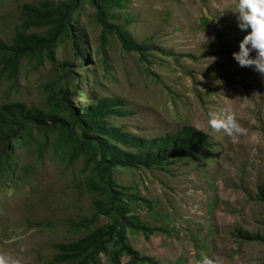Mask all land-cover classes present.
I'll return each instance as SVG.
<instances>
[{
  "label": "rangeland",
  "instance_id": "obj_1",
  "mask_svg": "<svg viewBox=\"0 0 264 264\" xmlns=\"http://www.w3.org/2000/svg\"><path fill=\"white\" fill-rule=\"evenodd\" d=\"M65 1L0 0V44L17 32L45 35L47 26L26 25V6ZM235 4L124 0L106 29L81 0L70 24L82 53L61 34L12 68L0 47V118L17 105L59 117L43 123L28 113L0 138V264H264V75L232 56L247 31ZM115 25L142 54L123 47ZM99 101L105 128L124 141L84 135L70 117L69 107L80 113ZM226 108L248 129L238 140L208 123ZM97 141L130 155L167 145L148 163L109 169L130 253L107 235L75 251L113 218L94 206L108 200L94 169Z\"/></svg>",
  "mask_w": 264,
  "mask_h": 264
},
{
  "label": "trees",
  "instance_id": "obj_2",
  "mask_svg": "<svg viewBox=\"0 0 264 264\" xmlns=\"http://www.w3.org/2000/svg\"><path fill=\"white\" fill-rule=\"evenodd\" d=\"M81 0H67L65 2H59L52 7L44 6H26L25 7V23L26 25H37V26H47L45 35H40L36 33H24L17 32L12 40V44L5 46L0 44V47L10 50V63L11 67L14 68L18 60V56L25 51L37 48L40 49L44 46H49L54 43L59 35L64 34L70 37L74 47L79 49L82 53L85 48L82 46L81 36L74 34L72 32L73 28L70 24V15L72 9H74ZM95 8V17L97 21L103 25V28L109 29L112 24L106 21V15L108 11L115 7L121 5L124 0H87ZM118 38L120 39L122 45L126 49H134L140 54L143 53L145 48L143 45L135 42L130 34L118 25L113 26ZM19 110H12L7 108L11 116H6L0 118V138H2L6 130L14 129V127H22L24 123L22 122L23 117L28 113L31 118L36 122L45 123L44 118L48 117L50 121H54L59 117L57 115H45L41 110H24L21 105H17ZM70 108V117L77 120L78 127L81 129L84 135L89 137L98 138L97 133H107L109 136L122 140L121 134H113L109 129L105 128L104 120L102 116L108 113V107L103 101H99L95 104L83 109L80 113L74 112L72 107ZM93 133V134H92ZM95 133V134H94ZM124 141V140H122ZM156 146V150H152L147 147L146 150H140L135 152L133 155L125 154L116 148H111L110 146H105L103 142L97 141L95 143L91 142V147L94 153L97 152L100 156H95L94 169L99 177L100 186L102 190L107 193L108 200H95L94 206L98 213L112 214V221L108 224L98 228L94 232L78 240L75 244V251H86L88 247L94 243L101 241V237L107 235L111 236L114 243L119 247L121 251L130 253L129 246L124 240L123 227L124 222L119 218H125L121 211L120 206L114 204L115 192L114 188L109 179V169L110 167L117 163H148L151 160L156 159V155L159 154L160 147L167 148V145ZM150 150V151H148ZM96 154V155H97ZM93 184V182H92ZM125 221H129L125 218Z\"/></svg>",
  "mask_w": 264,
  "mask_h": 264
},
{
  "label": "clouds",
  "instance_id": "obj_3",
  "mask_svg": "<svg viewBox=\"0 0 264 264\" xmlns=\"http://www.w3.org/2000/svg\"><path fill=\"white\" fill-rule=\"evenodd\" d=\"M232 11L237 14L238 27L241 30L247 29L239 41L238 50L233 51L232 56L239 66L252 67L264 75V0H236L235 9ZM208 117L212 128H223L234 140L248 132V129L239 123L237 114L231 108H226L220 114L209 112ZM4 264L16 262L9 258ZM203 264L210 262L205 259Z\"/></svg>",
  "mask_w": 264,
  "mask_h": 264
}]
</instances>
